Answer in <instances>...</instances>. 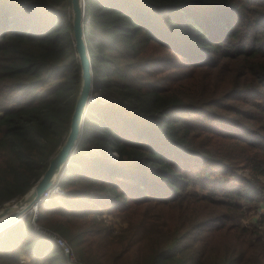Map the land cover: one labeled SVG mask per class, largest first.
I'll return each mask as SVG.
<instances>
[{
  "label": "trees",
  "instance_id": "trees-1",
  "mask_svg": "<svg viewBox=\"0 0 264 264\" xmlns=\"http://www.w3.org/2000/svg\"><path fill=\"white\" fill-rule=\"evenodd\" d=\"M84 12L99 97L58 178L65 194L36 223L76 264H264V214L237 221L264 203V0H85ZM70 18V0H0V208L68 133ZM104 211L126 227L97 226ZM30 219L0 232V260L65 264Z\"/></svg>",
  "mask_w": 264,
  "mask_h": 264
},
{
  "label": "water",
  "instance_id": "water-1",
  "mask_svg": "<svg viewBox=\"0 0 264 264\" xmlns=\"http://www.w3.org/2000/svg\"><path fill=\"white\" fill-rule=\"evenodd\" d=\"M70 11L71 37L80 67V88L70 117L68 133L58 150L50 157L38 180L23 195L0 208V232L37 209L43 194L58 184L59 176L76 151L87 106L99 97L93 95L92 66L83 32L84 7H80L77 0H70Z\"/></svg>",
  "mask_w": 264,
  "mask_h": 264
},
{
  "label": "rangeland",
  "instance_id": "rangeland-1",
  "mask_svg": "<svg viewBox=\"0 0 264 264\" xmlns=\"http://www.w3.org/2000/svg\"><path fill=\"white\" fill-rule=\"evenodd\" d=\"M110 156L112 158H114V160L117 159V155L114 152L110 153ZM58 187L63 191V193L62 194H59V195H64L65 194V189L63 187L59 186V185H58ZM55 195H58V194H55ZM35 212H36V215H37V209H36V211H33L32 213L28 214L31 217L30 224H31L32 228H33V225L34 224H37L36 221H35L36 218L34 219ZM259 213L264 214V203L259 205V208H258V211L257 212L254 211L251 214H248L247 213L245 215H241V216L238 217V220L237 221L239 223H248L253 218H257L259 216ZM32 219H34V223H32ZM83 221L84 220H82L80 222V224H82ZM96 222H98L97 223V226H103V227H105L106 230L111 228V230H110L111 232L113 231V233H117V232H119V230H121V229H123V228L126 227L127 219L124 218L123 216H121L120 214H112V213L110 214V213H108V211H104L102 213V215H100L99 217L96 218ZM86 224L88 225V224H90V222L89 223L86 222ZM76 225H78V223H76ZM38 226H40V225H38ZM45 232L48 233V234L55 233L56 235H58L63 240L64 243H66V240L58 232H56V231H46V230H45ZM65 245H67V243ZM60 249H62V248H60ZM63 252H64V250H63ZM22 256H25V255H21V257ZM25 257L26 258H25L24 262L27 261V260H29L27 256H25ZM75 258H76V256L74 255V250H71V253L70 254L68 253V255L66 256V262H65V264H76L75 263V260H76Z\"/></svg>",
  "mask_w": 264,
  "mask_h": 264
},
{
  "label": "built area",
  "instance_id": "built-area-1",
  "mask_svg": "<svg viewBox=\"0 0 264 264\" xmlns=\"http://www.w3.org/2000/svg\"><path fill=\"white\" fill-rule=\"evenodd\" d=\"M109 157H111V156H109ZM62 193H63V191L58 187V184H55L49 191H47V192H45L43 194L40 203L43 202V201L48 200L54 194H58L59 195V194H62ZM33 211H36V209L33 210ZM33 211H31L30 213H32ZM35 218H36V212H35L34 219ZM34 219H32V223H34ZM33 229L35 231H37V232L45 233L49 237H51L52 240L55 242V244H57L60 248H62L64 250V253H65L66 256L68 255V253L69 254L71 253V248L69 246H67L68 244L65 245L66 243H64L63 240L58 235H56L55 233H51L52 235L48 234V233L45 232V230L42 229V227L38 226L37 224L33 225ZM20 263H24V260L21 259Z\"/></svg>",
  "mask_w": 264,
  "mask_h": 264
},
{
  "label": "clouds",
  "instance_id": "clouds-1",
  "mask_svg": "<svg viewBox=\"0 0 264 264\" xmlns=\"http://www.w3.org/2000/svg\"><path fill=\"white\" fill-rule=\"evenodd\" d=\"M77 3L80 7L85 6V0H77ZM0 264H4V261L0 260Z\"/></svg>",
  "mask_w": 264,
  "mask_h": 264
},
{
  "label": "crops",
  "instance_id": "crops-1",
  "mask_svg": "<svg viewBox=\"0 0 264 264\" xmlns=\"http://www.w3.org/2000/svg\"><path fill=\"white\" fill-rule=\"evenodd\" d=\"M25 258H26L25 256H22V257L20 256L18 261L16 262V264H24V263L25 264H30L29 260L25 261L24 263H20L21 259L25 260Z\"/></svg>",
  "mask_w": 264,
  "mask_h": 264
}]
</instances>
